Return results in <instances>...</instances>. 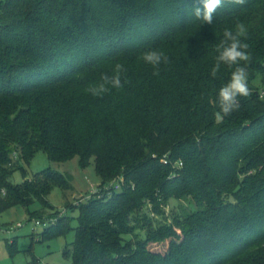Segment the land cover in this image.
I'll list each match as a JSON object with an SVG mask.
<instances>
[{"label": "trees", "instance_id": "1", "mask_svg": "<svg viewBox=\"0 0 264 264\" xmlns=\"http://www.w3.org/2000/svg\"><path fill=\"white\" fill-rule=\"evenodd\" d=\"M197 6L0 0V214L35 202L54 209L53 189L71 188L57 170L28 177L23 164L39 151L56 162L93 159L101 187L71 205L76 227L66 213L43 232L75 230L64 250L71 264H264V0L225 2L211 25L194 17ZM237 22L247 29L250 95L217 123L232 69L210 71ZM150 47L169 57L159 75L140 58ZM117 63L123 86L94 94ZM118 177L120 190L104 189ZM174 198L195 207L167 214Z\"/></svg>", "mask_w": 264, "mask_h": 264}, {"label": "rangeland", "instance_id": "2", "mask_svg": "<svg viewBox=\"0 0 264 264\" xmlns=\"http://www.w3.org/2000/svg\"><path fill=\"white\" fill-rule=\"evenodd\" d=\"M23 167L29 178L45 169L60 171L70 181L71 188L53 189L49 201L54 209L43 208L39 202H35L30 207L13 206L0 214V264H71V261L64 257V250L66 247H71L75 239V230L71 229L66 235L45 239L43 232L48 225L43 223L37 225L36 219L43 216V218L52 216L51 219H55L67 213L73 218L71 226L76 227L79 211L72 209L71 205L101 187V179L96 173L94 160L92 159L86 166L82 164L79 156L64 162H56L41 150L29 164H23ZM11 180L14 183L22 182V170L17 169ZM184 207H195V205L190 199H171L166 207L167 214L181 211ZM42 210L43 216L37 214L36 217L34 213ZM167 247V244H162L158 249L165 252L168 250Z\"/></svg>", "mask_w": 264, "mask_h": 264}, {"label": "clouds", "instance_id": "3", "mask_svg": "<svg viewBox=\"0 0 264 264\" xmlns=\"http://www.w3.org/2000/svg\"><path fill=\"white\" fill-rule=\"evenodd\" d=\"M225 2L236 5H243L246 0H199L202 7L193 9L194 17L203 23L211 25L217 9L223 7ZM247 29L242 22H237L235 30L226 28L223 32V39L216 46L218 55L211 68L210 75L216 77L221 65H227L232 69L229 81L218 91L220 110L214 113L215 121L222 122L226 116L240 107V97H248L250 89L248 86L247 64L251 60V53L248 51L249 45L242 42V37H246ZM145 63L154 69L153 75H159V67L162 63L167 64L169 57L160 49L148 48L141 53L140 57ZM126 71L121 63H117L111 76L101 74V83L93 89L94 94L106 93L111 88H121V74Z\"/></svg>", "mask_w": 264, "mask_h": 264}, {"label": "built area", "instance_id": "4", "mask_svg": "<svg viewBox=\"0 0 264 264\" xmlns=\"http://www.w3.org/2000/svg\"><path fill=\"white\" fill-rule=\"evenodd\" d=\"M162 160H163V162H165V163L168 162V158H167L166 156H164ZM179 165L181 166L182 163L180 162ZM123 180H124L123 177H118L117 179H115V180L111 183L110 186H108V187L105 186L104 189H106V190H110V189L114 188V189H116V190H120L121 187H122ZM98 191H99V189H98V190H95L93 193H97ZM93 193H92V194H93ZM89 197H90V195H88L87 197H82V198H80L78 201H76V204H80L81 202L87 200ZM51 221H52V219H47V221H45V220L43 221V220H41V219H36V224H37V225H41V224L43 223L44 225H49V224L51 223ZM19 225H20V224H19Z\"/></svg>", "mask_w": 264, "mask_h": 264}]
</instances>
